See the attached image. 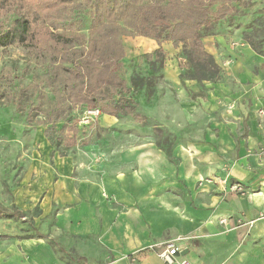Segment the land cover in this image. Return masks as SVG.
<instances>
[{
  "label": "rangeland",
  "instance_id": "1",
  "mask_svg": "<svg viewBox=\"0 0 264 264\" xmlns=\"http://www.w3.org/2000/svg\"><path fill=\"white\" fill-rule=\"evenodd\" d=\"M221 5L220 1L213 9ZM232 6L233 14L216 21L209 30L201 29L204 47L218 71H197L187 56L185 41L122 36L125 56L112 70L125 79L130 91L117 93L113 98L129 99L135 106L134 115L96 114L97 106L82 104L72 106L66 118L49 122L58 91L46 79L52 66L40 62L22 45L0 46V213H5L0 217V253L53 225L56 209L45 204L49 187L42 178L44 166L54 167L59 157L70 156L74 160L73 175L78 177L89 172L84 168L93 163L105 165L108 158L119 161L120 167L125 160L130 168H135L139 157L162 153L165 185H169L168 192L179 196L180 209L184 204L181 200L187 199L199 208L205 183L216 194H221L219 187L224 194L245 191L236 180L228 178L224 182L218 177L209 153L202 155L211 158L201 168L208 167L209 174L200 178L192 190L177 189V177L167 169L169 163L180 168L187 157H195V152V164H203V144L209 143L214 151L218 150L217 142L225 126L227 134L242 145L253 130L252 118L263 136L256 152L264 158V0H236ZM78 17H82V26L76 32L88 38L91 17L87 12L70 16ZM14 19V15L0 17V31ZM63 29L64 26L59 31ZM235 151L223 154L227 168L239 156ZM58 178L55 172V183ZM180 182L184 183L181 179ZM232 184L234 190L230 188ZM223 218L227 223L221 222ZM221 220L227 226L230 219ZM237 227L232 223L231 229L238 230L233 239L238 248L250 247L252 258L264 262V236L252 237ZM228 229L223 227V231ZM201 237L175 235L162 247L168 242L190 244ZM243 249H238L239 253L246 250ZM199 254L205 264L226 263L219 262L218 250L210 245L200 247Z\"/></svg>",
  "mask_w": 264,
  "mask_h": 264
},
{
  "label": "crops",
  "instance_id": "2",
  "mask_svg": "<svg viewBox=\"0 0 264 264\" xmlns=\"http://www.w3.org/2000/svg\"><path fill=\"white\" fill-rule=\"evenodd\" d=\"M254 120L250 121L253 130L242 145L227 134L225 126L217 142L218 150L214 151L209 143L203 144L199 153L203 164H195L196 152L180 168L167 164L171 176L177 177L176 182L171 181L176 188L192 190L200 178L209 174L208 167L201 169L211 158L202 155L209 153L218 177L224 182L232 178L245 190L224 194L219 187L221 194H216L205 183L199 208L187 199L181 200L184 204L180 209L179 196L168 192L162 153L139 157L135 168H130L125 160L120 167L119 161L108 158L105 165L93 163L84 168L89 172L78 177L73 175L75 166L70 156L57 158L54 167L44 166L42 178L49 187L45 204L56 209L53 225L43 232L39 230L45 236L37 233L26 237L0 253V264H168L159 254L162 244L175 235L188 234L202 237L190 244H179L182 252L177 260L185 258L191 264H205L199 248L210 245L218 250L219 262L264 264L263 259L252 258L246 245V250L239 253L238 249H244L233 241L238 230L231 229L233 223L252 237L264 236V158L256 152L263 136ZM233 151L239 156L227 168L223 154ZM55 172L59 176L56 183ZM36 184L40 189V184ZM222 217L230 219L227 226L219 222ZM223 227L229 228L227 232Z\"/></svg>",
  "mask_w": 264,
  "mask_h": 264
},
{
  "label": "trees",
  "instance_id": "3",
  "mask_svg": "<svg viewBox=\"0 0 264 264\" xmlns=\"http://www.w3.org/2000/svg\"><path fill=\"white\" fill-rule=\"evenodd\" d=\"M220 1L222 5L214 10ZM234 1L0 0V17L15 16L10 26L0 31V46L22 45L40 62L52 66L46 79L58 91L49 122L66 118L72 106L82 104H93L114 116L134 115L135 106L129 99L113 98L130 91L125 79L112 70L125 56L122 36L185 41L187 56L197 71H218L204 47L201 29L209 30L216 21L233 14ZM74 12L90 15L88 38L76 32L81 29L82 17L71 19ZM4 215L0 213V217Z\"/></svg>",
  "mask_w": 264,
  "mask_h": 264
},
{
  "label": "built area",
  "instance_id": "4",
  "mask_svg": "<svg viewBox=\"0 0 264 264\" xmlns=\"http://www.w3.org/2000/svg\"><path fill=\"white\" fill-rule=\"evenodd\" d=\"M96 114H100L101 110L99 108L94 110ZM223 223H227V219L223 218L221 220ZM182 252V248L179 244L175 242H168L166 244V248H164L161 253L160 257L168 264H173L175 262H178L179 264H191V262L185 258L182 260H177V255Z\"/></svg>",
  "mask_w": 264,
  "mask_h": 264
}]
</instances>
